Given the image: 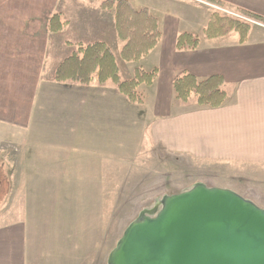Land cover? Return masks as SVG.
I'll return each instance as SVG.
<instances>
[{
  "label": "rangeland",
  "instance_id": "rangeland-1",
  "mask_svg": "<svg viewBox=\"0 0 264 264\" xmlns=\"http://www.w3.org/2000/svg\"><path fill=\"white\" fill-rule=\"evenodd\" d=\"M191 1L200 8H189L184 13L196 24L190 26V30L200 38L205 20H208L204 17L202 21L203 13L206 16L203 8L210 11L208 18L218 11L248 19L229 5ZM133 2L140 5V2H147L152 14L160 20L165 36L173 26L167 18L171 12L179 10L182 20L190 21L181 13L182 7L176 0L171 5H165L166 0L165 4L163 0ZM45 3L44 7L49 5ZM50 3L54 13L61 14L64 21L74 23L82 19L81 12H94L92 10L100 7L94 0H55ZM90 20L94 22V19ZM73 27L51 36L46 56L47 76L55 74L58 65L74 49L65 46L66 40L81 36L73 31ZM93 36L89 33L86 38ZM150 61L151 58H146L136 66L147 68ZM130 68L131 64L121 62L124 79L128 78ZM139 92L148 105L151 90L140 86ZM124 99L128 100L125 96ZM126 100L122 118L121 105L117 102V119L116 110L112 109H107V113H91L89 127L76 122L85 115L86 109L82 111L75 106L71 122L67 111L63 110L55 130L37 132L39 121L29 129L28 136L0 130V225L19 220L25 223L29 251L36 253L31 256L33 261L49 256L61 260L65 256L70 264H110L112 251L131 224L143 217H155L166 197L186 192L198 184L234 191L264 209V158L203 161L195 158L192 152L185 153L178 144L181 139L178 133L168 130L161 138L169 145L163 146L151 133L154 123L150 122L155 115L143 104L134 106ZM106 114H109L107 120L103 117ZM111 116H114L113 121ZM48 138L58 142L52 140L54 144L48 146L39 144ZM37 139L40 141L36 142ZM37 151L43 154L39 169L35 163ZM74 157L84 161L82 167L75 169L72 165ZM46 161L45 168L56 176L36 177V171L40 172ZM87 165L90 169L85 168Z\"/></svg>",
  "mask_w": 264,
  "mask_h": 264
},
{
  "label": "crops",
  "instance_id": "crops-1",
  "mask_svg": "<svg viewBox=\"0 0 264 264\" xmlns=\"http://www.w3.org/2000/svg\"><path fill=\"white\" fill-rule=\"evenodd\" d=\"M43 1L49 5L44 7ZM49 1L55 0H0V130L7 129L12 133L28 136L29 129H33L38 121L37 132L55 130L58 129L57 120L63 110L67 111L71 122L75 106H79L82 111L83 108L86 109L85 115L76 122L85 123L87 127L90 125L91 113H107V109L115 111L117 102L121 105L122 118L126 99L114 83L100 84L97 80L89 84L57 82L54 80V74H45L47 47L51 36L66 29L69 31L72 26L73 31L81 36L66 40L65 46L74 48L71 54L77 43L105 42L113 50L121 71V62L125 61L120 54L122 42L116 34L114 11L101 7L99 10H92L94 12L83 11L80 13L81 20L74 23L65 19L67 23L61 31L51 32L49 19L54 12ZM94 1H98L100 6L102 0ZM172 1L166 0L165 4L163 0V4L171 5ZM220 1L233 8H242L264 17V0ZM133 3H138L137 7H150L147 2H140L141 5L139 2ZM176 3L182 7L180 11L184 16L187 9L200 8L192 4L194 2L191 0H176ZM203 10L206 16L203 13L202 21L207 17L208 20L204 23L207 26L210 11L204 8ZM185 17L190 20V16ZM167 18L173 23L171 31L165 36L159 20L161 39L158 45L140 60L151 58L147 68L141 67L146 70L157 67L159 71L152 85H142L151 90L150 101L148 105L145 100L143 103H134L125 96L128 99L126 101H130L134 106L143 104L146 110L155 115L156 118L150 122L154 123L151 125V133L163 146L169 145L161 138L162 133H167L168 130L178 133L181 138L178 144L185 153L192 152L195 158L203 161H233L247 157L262 160L264 25H254L246 42L240 41L239 33L231 32L216 38L202 36L197 48L177 50L178 35L182 32L195 34L194 30L190 29L196 24L191 20L185 23L179 10L171 12ZM90 19H94V22ZM166 30H169L168 27ZM89 33L94 36L87 40ZM114 46L117 47L116 50ZM138 62H126L131 64L132 68L126 79L133 78ZM183 72L194 74L200 79L212 75L221 76L222 88L227 94L226 102L220 107L210 108L200 106L195 96H192L194 99L190 97L188 101L178 100L173 90V80ZM115 113L117 119V110ZM108 115H104V119L107 120ZM110 119L113 121L114 116ZM73 128L76 130L74 125ZM52 140L58 142L52 138L42 141L37 139L36 142L40 141V145L48 146L54 144ZM35 154L36 169H39L42 166L40 160L43 154L38 151ZM83 163L80 157H74L72 160L75 169L82 167ZM47 165L48 161L40 172L36 171L35 176L55 177L53 171L45 168ZM85 168L90 169V166ZM33 254L36 253L29 251L27 228L23 221L0 225V264H70L69 258L65 256H62L61 260L49 256L33 261Z\"/></svg>",
  "mask_w": 264,
  "mask_h": 264
},
{
  "label": "water",
  "instance_id": "water-1",
  "mask_svg": "<svg viewBox=\"0 0 264 264\" xmlns=\"http://www.w3.org/2000/svg\"><path fill=\"white\" fill-rule=\"evenodd\" d=\"M110 264H264V209L238 193L198 184L135 221Z\"/></svg>",
  "mask_w": 264,
  "mask_h": 264
},
{
  "label": "trees",
  "instance_id": "trees-1",
  "mask_svg": "<svg viewBox=\"0 0 264 264\" xmlns=\"http://www.w3.org/2000/svg\"><path fill=\"white\" fill-rule=\"evenodd\" d=\"M205 1L219 6L227 5L220 0ZM100 7L115 10L116 34L122 42L120 54L125 62L140 61L158 45L162 35L159 19L148 7H137L131 0H102ZM235 10L248 19L216 11L211 14L207 26L203 29V36L216 38L237 32L240 41L246 42L253 26L256 25L254 22L264 25L263 16L242 8ZM66 23L61 14L54 13L49 19V29L51 32L61 31ZM199 43V36L182 32L177 37L176 49H195ZM75 47L74 52L56 69L55 81L82 84H89L93 80L100 84L112 82L131 102L143 103L144 98L139 92V87L152 85L158 77L157 67L146 70L136 66L133 78L124 79L113 50L105 42L77 43ZM222 86L223 79L219 75L200 79L194 74L183 72L173 80V90L178 100L188 101L190 97L195 96L200 106L210 108L220 107L226 102L227 94Z\"/></svg>",
  "mask_w": 264,
  "mask_h": 264
}]
</instances>
